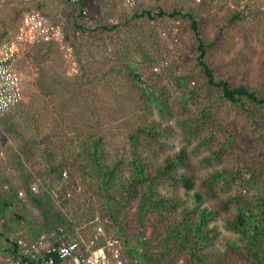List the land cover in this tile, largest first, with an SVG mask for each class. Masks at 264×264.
<instances>
[{
	"label": "rangeland",
	"instance_id": "374dc122",
	"mask_svg": "<svg viewBox=\"0 0 264 264\" xmlns=\"http://www.w3.org/2000/svg\"><path fill=\"white\" fill-rule=\"evenodd\" d=\"M86 7L83 16L78 6L63 0H6L0 5V42L18 35L23 22L33 17L45 19L52 33L50 41L22 47L16 63L22 99L0 118V194L11 201L2 234L17 228L20 220L26 228L29 222L31 229L43 228L42 208L14 191L25 194L26 180L37 182L40 190L41 181L53 182L54 190H72L61 205L68 218L87 223V217L97 215V225L123 239L125 264H133L129 248L137 242V199L125 204L113 187L111 202H106L83 144L99 138L102 161L115 166L121 178L129 175L132 150L154 165L184 148L187 163L178 168H185L179 170L188 172L193 187L186 190L169 179L157 187L167 200L178 202L171 218L196 205L193 195L199 192L200 208L214 210L207 224L212 238L199 255L203 263L249 264L236 247L240 234L227 221L238 213V196L264 195V103L228 101L220 87L209 83L197 57L201 39L203 60L215 82L243 85L264 98V14L242 20L225 7L196 0H136L134 9L90 0ZM51 162L74 179L59 182L48 174ZM221 168H253L257 182L251 187L242 180L212 184L211 172ZM44 203L54 206L51 199ZM150 222L146 216L140 225ZM161 227L159 223L151 237L154 246ZM92 228L84 227V232ZM167 249L155 247L149 253L161 264H190V251Z\"/></svg>",
	"mask_w": 264,
	"mask_h": 264
},
{
	"label": "trees",
	"instance_id": "16d2710c",
	"mask_svg": "<svg viewBox=\"0 0 264 264\" xmlns=\"http://www.w3.org/2000/svg\"><path fill=\"white\" fill-rule=\"evenodd\" d=\"M78 13H81V9H79ZM147 13L150 14L149 12ZM159 13L162 14V12ZM175 13H177L176 10L173 11V14ZM232 17L235 18L233 15ZM192 27L196 30L194 20H192ZM198 49L199 55L197 61L207 75L209 83L221 88V96L230 102H238L240 99L245 98L253 103H264V98H259L257 93L243 85L231 87L225 80L215 82L212 70L209 69L203 60L205 50L201 39H199ZM152 100L155 101L157 99L152 97ZM156 104L160 105V108L162 107L159 101ZM205 117L206 114H202V118ZM151 130L157 131L155 127H152ZM100 143L101 140L99 138L88 140L83 144L84 150L82 152L86 154L87 160H89L99 177L100 189L107 199L106 202H111L108 191L113 187L118 188L125 204L129 203L131 198L137 199L135 213L136 222L139 223V227L136 245L134 248H129L132 258L144 264H161L160 259L155 254H150L149 252L151 250L153 251L155 247L159 248L160 252H163L164 250H168V247L173 246L178 252L181 250L190 251L188 252L190 254L188 257L190 264H204L199 255L202 254L201 251L209 244L212 238L211 230L207 224L214 216V210L211 208H200L199 204L201 203L202 197L199 192H195L193 197L197 204L186 207L181 212L180 217L178 218L175 215V219L173 220L171 216L176 213L178 202L167 200L157 188L159 184L167 179L180 182L186 190L193 187V180L188 172L179 170L185 168H178L180 166H186V150L182 148L171 154V156L164 158L162 163L154 165L149 164L147 161L142 162L141 158L132 150L129 175L121 178L115 166L102 161L101 150H99ZM46 151H49V149ZM50 155L51 153L47 152V156ZM62 169L64 168L58 163L51 162L49 168H47V172L48 174L57 176V180L62 182ZM255 174L256 171L253 168H243V171L239 168H221L212 171L210 179L212 184L221 180L224 185H230L236 180H242L251 187V185L253 186L255 184V181L257 182ZM72 179H74L73 175L71 172H68V177L64 181L71 182L70 180ZM24 183V191L27 197L42 208L46 221L43 228L34 225L36 228L32 229L29 228L31 225V222H29L27 224V230L30 234H25L27 237L35 238L40 232L56 227L59 224L70 225L73 223L68 218L67 212L64 211L63 207L56 206L50 197V192L54 190L53 182L46 183V181H41V187L44 190L42 189L36 193L30 189V182L27 183L26 180ZM68 186H70V183ZM65 190L66 187L63 186V192L58 191L64 193ZM14 194L19 199L23 198L16 190ZM5 196L4 194H0V217H4L11 206V201L8 199L9 196ZM50 199L54 206L57 207V210L51 216H49V213H52V209L55 207L50 203L49 207L48 205H44V200ZM237 200H239V204L237 203L238 213L233 220L227 221L228 226L240 234V244L237 246L235 244V246L247 258L249 264H264V195L256 191L252 198H241L238 196ZM146 216L150 217L151 222L148 227L143 228L140 224L143 223ZM97 217V215L85 217L88 219L87 223L89 227H93L99 223L100 220H97ZM21 221L19 224L26 228L24 222ZM77 222L86 221L81 219ZM159 223L162 225V230L160 231L161 236L159 243L157 242L156 246H154L155 241H151V237L153 233L155 234V228Z\"/></svg>",
	"mask_w": 264,
	"mask_h": 264
},
{
	"label": "built area",
	"instance_id": "2783aa9c",
	"mask_svg": "<svg viewBox=\"0 0 264 264\" xmlns=\"http://www.w3.org/2000/svg\"><path fill=\"white\" fill-rule=\"evenodd\" d=\"M72 6H78L81 14H87L86 3L90 0H63ZM123 3L128 8L136 7V0H112ZM6 0H0V5ZM197 3L227 8L235 18L242 20L264 14V0H196ZM179 23V19L176 20ZM46 20L33 17L25 20L22 30L0 42V118L18 105L22 99V85L16 70V63L24 45H37L51 40V30ZM166 63V60H162ZM158 67L155 68V70ZM68 177L67 170H62L61 179ZM40 185L30 183V189L38 192ZM23 190V189H22ZM24 191V190H23ZM25 193V191H24ZM20 196L23 194L18 190ZM72 190L64 193L52 190L50 197L58 207L63 200L71 198ZM70 225L59 224L40 232L35 238H29L19 230L5 243L6 253L0 264H125L123 257L124 242L120 236L110 235L102 225L93 226L89 234L84 232L88 223L72 221ZM7 220L0 217V237ZM133 264H144L137 259Z\"/></svg>",
	"mask_w": 264,
	"mask_h": 264
},
{
	"label": "crops",
	"instance_id": "0c3cea01",
	"mask_svg": "<svg viewBox=\"0 0 264 264\" xmlns=\"http://www.w3.org/2000/svg\"><path fill=\"white\" fill-rule=\"evenodd\" d=\"M22 224V223H21ZM19 230L21 233H23L24 235H29V231L27 230V228H24L22 225L18 226L17 228L15 227L13 228H8L6 229V232H4L2 234V236L0 237L2 244L0 245V259L5 255L6 250H5V246L7 245V243H5L8 239H10L13 234Z\"/></svg>",
	"mask_w": 264,
	"mask_h": 264
}]
</instances>
